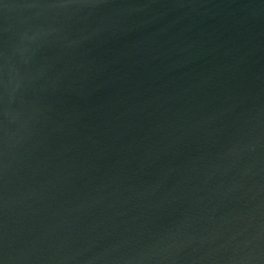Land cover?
I'll use <instances>...</instances> for the list:
<instances>
[{"label":"water","instance_id":"obj_1","mask_svg":"<svg viewBox=\"0 0 264 264\" xmlns=\"http://www.w3.org/2000/svg\"><path fill=\"white\" fill-rule=\"evenodd\" d=\"M0 264H264V0H0Z\"/></svg>","mask_w":264,"mask_h":264}]
</instances>
